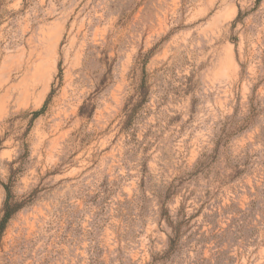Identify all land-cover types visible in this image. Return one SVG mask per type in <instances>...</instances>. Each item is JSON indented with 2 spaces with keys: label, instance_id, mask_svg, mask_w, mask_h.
Instances as JSON below:
<instances>
[{
  "label": "rangeland",
  "instance_id": "374dc122",
  "mask_svg": "<svg viewBox=\"0 0 264 264\" xmlns=\"http://www.w3.org/2000/svg\"><path fill=\"white\" fill-rule=\"evenodd\" d=\"M10 180L0 264H264V0H0Z\"/></svg>",
  "mask_w": 264,
  "mask_h": 264
},
{
  "label": "trees",
  "instance_id": "16d2710c",
  "mask_svg": "<svg viewBox=\"0 0 264 264\" xmlns=\"http://www.w3.org/2000/svg\"><path fill=\"white\" fill-rule=\"evenodd\" d=\"M242 12L241 10L238 11V14L235 18V20L233 21V25L240 21L242 19ZM144 64V62H143ZM143 96L144 94H146V92L142 93ZM141 96V95H140ZM141 101L138 102V104L140 105ZM137 104V106H138ZM43 111V107L35 112H33V117L36 118L38 117ZM2 187L4 189L5 192V197L2 203V207L0 209V247H1V242H2V238L4 236L5 230L7 228V225L9 223V221L12 219V217L24 206V204H26L24 201L19 200L15 197V195L12 192V183L11 180L8 181L7 183H2ZM165 211V209H164ZM166 212V211H165ZM166 222H168V224H170L171 222L169 221V219H166ZM174 234L173 236L169 237V241H170V245L173 246V243L176 242V240L179 238L180 236V232L178 228H174Z\"/></svg>",
  "mask_w": 264,
  "mask_h": 264
},
{
  "label": "bare ground",
  "instance_id": "6f19581e",
  "mask_svg": "<svg viewBox=\"0 0 264 264\" xmlns=\"http://www.w3.org/2000/svg\"><path fill=\"white\" fill-rule=\"evenodd\" d=\"M54 44V43H53ZM51 72V71H50ZM44 78H42L41 82H43ZM29 83V82H28ZM44 83V82H43ZM47 84V83H46ZM43 98V97H42ZM40 99V98H39Z\"/></svg>",
  "mask_w": 264,
  "mask_h": 264
}]
</instances>
